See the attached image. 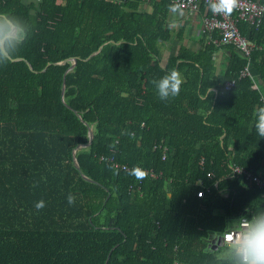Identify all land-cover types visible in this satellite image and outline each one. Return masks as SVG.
<instances>
[{
	"label": "trees",
	"instance_id": "trees-1",
	"mask_svg": "<svg viewBox=\"0 0 264 264\" xmlns=\"http://www.w3.org/2000/svg\"><path fill=\"white\" fill-rule=\"evenodd\" d=\"M140 2L0 0V12L35 25L18 59L0 66V264H224V245L213 250L209 236L264 211V190L225 173L230 162L264 166L254 130L262 94L238 78L248 58L215 43V31L195 49L174 48L172 3L153 0L147 13ZM236 25L262 49L248 71L264 86V15ZM70 58L66 72L70 61L59 62ZM172 69L184 83L161 101L152 81ZM102 155L161 174L137 180ZM198 181L208 187L201 198Z\"/></svg>",
	"mask_w": 264,
	"mask_h": 264
},
{
	"label": "clouds",
	"instance_id": "clouds-1",
	"mask_svg": "<svg viewBox=\"0 0 264 264\" xmlns=\"http://www.w3.org/2000/svg\"><path fill=\"white\" fill-rule=\"evenodd\" d=\"M23 3L38 8L41 0H23ZM207 4L213 14L230 16L237 9L239 0H207ZM169 11L175 16L184 15L178 2L170 5ZM31 15L35 16V9L31 11ZM34 28V22L29 19L9 12H0V66H6L21 53L22 48L31 38ZM152 83L160 100L167 101L180 94L184 81L181 73L172 69ZM261 100L264 102V97ZM255 115V133L260 138H264V103L256 108ZM147 174V171L139 166H134L130 170V175L137 180L146 178ZM67 201L72 205L75 203V197L68 195ZM35 207L39 211L45 207V202L40 200ZM237 222V228L233 229L230 226L227 228L233 234L228 235L223 241L224 264H264V211L254 213L250 219L241 218L235 223Z\"/></svg>",
	"mask_w": 264,
	"mask_h": 264
},
{
	"label": "built area",
	"instance_id": "built-area-1",
	"mask_svg": "<svg viewBox=\"0 0 264 264\" xmlns=\"http://www.w3.org/2000/svg\"><path fill=\"white\" fill-rule=\"evenodd\" d=\"M172 4L178 2L180 7L184 11L188 12H194L198 10V7L200 5L208 7L207 0H169ZM264 15V0L261 2H255L252 0H239V4L236 10L233 11V13L230 16H224V15H215L210 10L208 12V15L201 17V30L206 32L211 31H217L218 33V39H215V43L220 44H230L236 48V50L243 56L248 58V63L246 66H244V69L240 72L239 78L249 75L248 71V65L250 60V55L254 51V49L261 47H258L254 42L248 40L246 37H243L238 30V27L236 25L237 21L243 20L248 22L252 25H259L262 16ZM234 84V81H228L224 84L223 88L225 90L230 89ZM164 158V156H163ZM100 160L105 162H110L113 164L114 167L120 168L121 171L128 172L133 167H129L126 164H121L109 156V155H102L100 156ZM201 163V160L199 161ZM226 167L230 168V171L233 175H240L242 174V169L235 165L227 164ZM147 176L149 178H157L159 174L155 173L153 169H146ZM210 177V175H207ZM248 178L251 179V181L256 182L257 184H264V179L261 180L255 176L247 175ZM197 198H201L203 195L202 190H198ZM241 219V218H240ZM239 219V220H240ZM247 219V218H246ZM238 227V225H237ZM236 227V228H237ZM233 233L231 231H224L220 236V243L223 244V241L226 239L228 235H232ZM172 264H180L179 261H173Z\"/></svg>",
	"mask_w": 264,
	"mask_h": 264
},
{
	"label": "crops",
	"instance_id": "crops-1",
	"mask_svg": "<svg viewBox=\"0 0 264 264\" xmlns=\"http://www.w3.org/2000/svg\"><path fill=\"white\" fill-rule=\"evenodd\" d=\"M19 1L23 5H25L23 3V0H19ZM57 1L62 2V3L64 2V0H57ZM41 2H42V0H41ZM30 5H32V4H30ZM39 5H41V3ZM27 6H29V5H27ZM33 7L35 9H37L35 5H33ZM139 9L144 10L147 13H152L154 10L153 0H143V2H140ZM29 11L30 12L32 11L31 7H30ZM183 12H184L183 16H175L172 13H170L169 8H168L165 27L170 32L169 34H170L171 39H170L169 43L172 42L171 45L174 48L177 47L178 45H180L181 43H184L186 45H189V47L191 49H195L201 45L200 39L202 37V33L204 32L201 30V17L206 16L208 14L204 15V13H203L204 10L200 9V6L198 7L197 11L188 12V11L183 10ZM179 32L181 33L180 39H177L176 37L179 35ZM215 33L218 35L217 31H215ZM175 51L176 50L174 49V52ZM165 52H167V55H166L165 60L163 62ZM169 52L170 51L164 49L163 57L161 60L162 64H164L166 62V59H167V56L169 55ZM248 77H250L252 82H253L251 89L260 91L262 94V97H264V86H263L262 82L258 79L257 76H252L251 74H249ZM238 78H239V76H238ZM227 82L228 81L224 82V84ZM224 84H223V86H224ZM223 90H225V89L223 88ZM225 91H227V90H225ZM228 164L238 166L242 169V174L235 175V176L240 177L243 181H246V182L254 185L255 187H257L260 190H264V184H257L256 182L251 181V179L248 178V176H247V175H251V176H255V177L263 180L264 179V166L263 165L260 168H258L256 172H251L246 167L235 164L233 162H230ZM225 173H226V175H233L231 173L229 167H226ZM159 174H161V173H159ZM196 186H197V191L202 190L204 192L205 190L207 191V189H208V187L206 185H204L201 181L196 182ZM249 214H250V212H249V210H247L246 213L241 215L236 221H238L240 218L249 219L248 218ZM237 225H238V222L233 224V225L228 223L227 228H229V226H230L231 228L235 229L237 227ZM227 228L225 229V231L227 230ZM212 237H213V235H210L209 240H212ZM210 244H211V241H210Z\"/></svg>",
	"mask_w": 264,
	"mask_h": 264
},
{
	"label": "water",
	"instance_id": "water-1",
	"mask_svg": "<svg viewBox=\"0 0 264 264\" xmlns=\"http://www.w3.org/2000/svg\"><path fill=\"white\" fill-rule=\"evenodd\" d=\"M16 59H18V58H15L14 60H16ZM70 61V65H69V68L66 70V72H68L69 70H71L72 68H73V66H74V64H75V62H76V59L75 58H70V59H64V60H62V61H60L59 63H61V64H63V63H65L66 61ZM27 65H28V68L30 69V66H29V64L27 63ZM46 69V68H45ZM45 69H43V71H45ZM65 72V73H66ZM89 134H90V139H89V142L88 143H85V144H81L82 146H86V145H89L90 143H92V140H93V137H94V134H93V131H92V128H89ZM80 145V146H81ZM78 147H76L74 150H73V163L75 164V166L77 167V168H79V166H78V163H77V160H76V157H75V151H76V149H77ZM84 178H86V177H84ZM211 244L213 245V250H215L217 247H219L220 245H221V243H220V236L219 235H217V236H215L214 238L212 237V240H211Z\"/></svg>",
	"mask_w": 264,
	"mask_h": 264
},
{
	"label": "rangeland",
	"instance_id": "rangeland-1",
	"mask_svg": "<svg viewBox=\"0 0 264 264\" xmlns=\"http://www.w3.org/2000/svg\"><path fill=\"white\" fill-rule=\"evenodd\" d=\"M166 55H167V52H165V54H164L163 62H164V60H165ZM235 222H236V220H230L228 223H229V224H233V223L235 224ZM223 253H224V248H221L220 251H219V253H218V256H219L220 258H222Z\"/></svg>",
	"mask_w": 264,
	"mask_h": 264
}]
</instances>
